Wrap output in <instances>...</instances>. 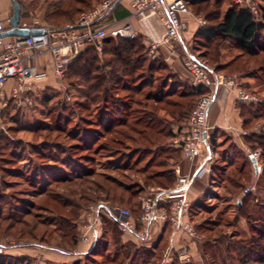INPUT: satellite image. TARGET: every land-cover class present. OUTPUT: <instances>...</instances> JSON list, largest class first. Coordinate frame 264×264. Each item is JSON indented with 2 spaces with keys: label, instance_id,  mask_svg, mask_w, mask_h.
<instances>
[{
  "label": "rangeland",
  "instance_id": "374dc122",
  "mask_svg": "<svg viewBox=\"0 0 264 264\" xmlns=\"http://www.w3.org/2000/svg\"><path fill=\"white\" fill-rule=\"evenodd\" d=\"M17 1L23 22L55 26L45 14L56 0ZM219 5L211 0L190 9L186 23L191 33L184 32L182 42L172 43L179 52L178 66L159 48L139 49L134 57L141 63L110 86L106 100L100 95L90 101V84L68 69L63 78L50 70L34 91L19 98L9 92L17 83H8L3 91L9 94L0 105V264H217L225 258L220 254L230 237L247 239L256 233L255 225H264L249 224L238 211L243 198L251 195L250 213L264 217V176L255 172L250 159L257 152L263 171L264 150L254 136L264 133V48L249 56L231 41L202 39L197 29L206 20L211 26L216 23L226 9V4ZM5 8L1 2L0 13ZM187 55L212 75L225 77L226 86L220 90L235 95L238 86L255 97L243 102L234 96L242 107L243 131H210L211 178L193 189L188 213L195 233L162 225L152 231L149 243H137L115 218L99 211L100 238L86 248L81 235L92 208L128 209L137 220L142 199L173 188L183 174L176 171L186 160L176 141L199 100L183 64ZM153 62L156 69L151 72ZM103 109L109 110V119ZM172 174L173 182L167 179ZM142 247L149 248V255L138 249ZM232 263L239 264L238 258Z\"/></svg>",
  "mask_w": 264,
  "mask_h": 264
},
{
  "label": "built area",
  "instance_id": "2783aa9c",
  "mask_svg": "<svg viewBox=\"0 0 264 264\" xmlns=\"http://www.w3.org/2000/svg\"><path fill=\"white\" fill-rule=\"evenodd\" d=\"M116 1L104 0L93 10L82 14L77 27L67 25L54 28L43 25L38 20L28 24L21 19L19 27L42 31L27 37H2V33L11 26L9 20L7 23L0 20V105L9 92L14 98H19L24 92L34 91L39 82L48 78L50 70L55 77L63 78L68 63L83 50L93 47L98 54H102L104 40L107 37L136 39L139 31L133 23L135 20L142 22L156 16L164 27L162 43L182 41L186 28L183 18L190 13L187 0H132L129 17L106 26L97 25ZM234 1L238 6L249 9L256 17L259 16L258 1ZM160 44L161 41H152L150 47L157 50ZM183 64L192 78L193 86L209 91V94L198 100L183 136L176 141L182 150L183 158L190 162V171L180 174L173 188L160 189L150 197L143 198L141 216L137 220L128 209H112L105 205L92 208L91 216L85 224V231L81 235V243L86 248H93L100 238L99 211L110 219L115 218L119 227L131 233L137 243L150 241L152 231L162 225H171L175 232L195 233L194 225L188 219L191 193L198 180L211 174L212 127L208 124V116L218 89L226 86V79L223 75H212L210 70L191 55H187ZM11 81L17 83V86L12 85L9 92H4L3 89ZM235 96L243 102L255 100V97L240 90L238 86L235 89ZM258 156L257 152L250 155L257 174L262 172ZM250 190L247 188L245 193L248 194ZM184 257L188 259L187 253Z\"/></svg>",
  "mask_w": 264,
  "mask_h": 264
},
{
  "label": "trees",
  "instance_id": "16d2710c",
  "mask_svg": "<svg viewBox=\"0 0 264 264\" xmlns=\"http://www.w3.org/2000/svg\"><path fill=\"white\" fill-rule=\"evenodd\" d=\"M40 1V0H39ZM38 1V2H39ZM104 0H56L54 8L45 14L46 20L52 23L54 28H61L67 25L77 27L78 21L85 9L93 6V3H101ZM259 3V16L256 17L247 9L238 6L234 0H218L219 6L226 4L225 11H220L218 18L214 21V25L201 26L197 30V34L207 42H213L215 39L231 41L235 47L249 56H256L260 50L264 48V0H256ZM45 3L48 1L45 0ZM211 0H187L189 10L196 5L208 4ZM209 20V19H208ZM211 21V20H209ZM99 25V23H97ZM147 46L143 44V38L137 37L134 40L107 37L104 40L103 57L95 51L93 47L83 50L67 65L70 74L75 78L90 84L89 97L90 101L103 95L106 100L112 91L110 87L114 83H118L123 76H127V72H133L141 63L140 57H134L139 49L146 50ZM155 62L150 63L149 70L152 72ZM132 68V69H131ZM96 73V74H95ZM192 94L198 99L208 91L204 88H191ZM122 112V111H118ZM103 116L107 114V118L111 115L109 110L101 111ZM264 117V113L262 115ZM103 119H101V122ZM264 130V127H263ZM255 142L264 150V133L254 136ZM264 176V169L261 172ZM176 175L167 176V179L174 181ZM251 195L243 198L241 205L238 206L240 217L245 218L249 224H264V217L256 218L249 211ZM255 225V232L247 239L236 240L230 237V241H226L225 249L220 257H225L221 263L217 264H233L235 257L238 258L239 264H264V225ZM148 241L147 243H149ZM149 246V245H147ZM150 247V246H149ZM155 248V246H154ZM146 254L149 255V248L142 247ZM154 252L153 250H151ZM141 251L136 253L138 256ZM151 252V256L152 253ZM216 254V253H215ZM224 255V256H223ZM217 257V256H214ZM211 261V260H210ZM213 264V263H212Z\"/></svg>",
  "mask_w": 264,
  "mask_h": 264
},
{
  "label": "crops",
  "instance_id": "0c3cea01",
  "mask_svg": "<svg viewBox=\"0 0 264 264\" xmlns=\"http://www.w3.org/2000/svg\"><path fill=\"white\" fill-rule=\"evenodd\" d=\"M132 0H121L120 3L110 12L107 13V15L99 20V25L106 26L107 24H110L114 21H122L129 17L130 15V3ZM4 3L5 12L0 13V20H3L7 22L10 19V13H11V5L12 0H0V3ZM186 28V33H191L189 30L186 21H188L187 16H184L183 18ZM201 22V21H200ZM136 29L139 31V36L143 38V44L147 47H150V44L152 41H161V44L159 45L160 53L164 55V57H168L169 62H173L176 66H178V60H179V52L175 49V47L172 46V43L165 44L162 43L163 35H164V27L161 25L159 19L156 16H152L148 18L147 20H144L142 22H139L137 20L133 21ZM204 26V25H203ZM192 27H190L191 29ZM198 30V29H197ZM229 41V40H228ZM182 42V41H181ZM183 47V46H182ZM178 69L181 71V68L178 67ZM235 95L230 91V89L224 90L219 89V95L215 103L213 104L211 111L209 113L208 117V124L213 129H230V130H239L240 132L243 131L244 126V119L241 115L242 107L240 108L237 105V101L234 97ZM244 104V103H242ZM234 134V133H233ZM189 162L184 160L183 165L177 166L176 171H179L180 173L186 174L189 172L191 165ZM208 178L204 179V181H201L200 183L196 184L194 189L195 191L198 190L200 185L205 184L204 182L209 180L211 178L210 175L207 176ZM131 239L136 242L135 237L131 233H127Z\"/></svg>",
  "mask_w": 264,
  "mask_h": 264
},
{
  "label": "water",
  "instance_id": "95a60500",
  "mask_svg": "<svg viewBox=\"0 0 264 264\" xmlns=\"http://www.w3.org/2000/svg\"><path fill=\"white\" fill-rule=\"evenodd\" d=\"M121 0H117L109 10L112 11ZM12 8H13V15L10 17V29L6 30L2 33V37H27L30 34H39L42 31L41 30H30L29 28L19 27V24L21 22V15H22V8L20 3L17 0H12ZM106 16V15H105ZM254 167H256L254 165Z\"/></svg>",
  "mask_w": 264,
  "mask_h": 264
}]
</instances>
